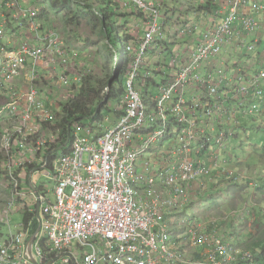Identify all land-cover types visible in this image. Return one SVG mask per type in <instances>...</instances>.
I'll return each mask as SVG.
<instances>
[{
	"label": "built area",
	"instance_id": "1",
	"mask_svg": "<svg viewBox=\"0 0 264 264\" xmlns=\"http://www.w3.org/2000/svg\"><path fill=\"white\" fill-rule=\"evenodd\" d=\"M1 1L4 2L5 0ZM262 1L264 2V0H232V10L229 11V16L225 21L217 26L205 29L201 40L188 39L187 42L194 43L192 51L189 52V58L184 59L190 64L189 71L208 58L216 56L218 49H213L214 36L221 38L220 49L231 45L232 36H236L240 40V46L242 41H244L243 48H246L248 52L255 50L256 46L254 43H257V41L254 40V43H246L247 39L245 36L248 38L259 33V24L254 17L264 12V3H261ZM132 5V7L141 12L140 6L134 1ZM247 10L252 15L238 14L241 11ZM24 11L27 16L32 17L33 24L35 25V28L32 31L30 30L32 38L34 37L31 40H36L35 33L39 34V31H42L43 35L47 32L46 36H48L49 31L45 30L41 19H39L41 12L30 11L28 9H24ZM161 18H158V20H161ZM232 18H235L234 20L237 22L238 27L232 28ZM240 20H246L247 22L246 24H242L239 22ZM22 26L19 27L22 28ZM7 29H10V27L2 24L0 26V34H5L4 31ZM196 29L197 31L199 30V28ZM191 31L189 30V32ZM146 32L149 34H146ZM181 32H186V30H182ZM9 34H5V36L10 40L12 45L7 44L8 46L0 47V56L3 62L5 58L14 59L8 68L12 71L18 70L17 75L21 74V77L17 87L13 86L14 88L11 90L8 87L2 92L5 95L9 94L8 99L10 100H6L0 104V121L11 119L12 124L16 125L19 123V127L14 133L21 132L22 135H25L30 133L35 128L34 124L40 119H44V117L39 108L40 104L38 101L41 99H38V90L31 86H23L28 80L29 71L22 70V65H25L27 61L30 42L26 41L19 46H15L17 42L14 43L13 39H16L17 34L15 35L12 32ZM195 34L189 36H194ZM5 36L0 35V38H5ZM152 37L151 27L147 23L142 41L138 42L135 47L132 46L131 50H129L131 54H137V64H139L140 55L142 53L148 54L149 49L153 48L147 47ZM49 38L54 39L55 35H51ZM32 43L39 45L43 49V46L40 44L41 42ZM199 45L203 47L204 51L195 56L193 52ZM56 52L60 51L56 49ZM263 70L264 68L257 69L255 74L250 75L252 79L249 82L252 86L259 85V82L264 80V76L253 78ZM236 71H238L236 72L238 74L243 70L238 68ZM136 76L137 73L134 70L132 77L135 78ZM59 79L66 83L77 82L76 78L71 79L65 76H60ZM214 79L217 81L213 83L209 90H206V87ZM128 83L132 85L131 82ZM193 85L200 87L193 90ZM222 88L225 89V94ZM187 89L194 91L185 107L187 111H190V115L182 112L178 115V119L173 122L182 126H187L188 122H192L189 132H198L200 138L204 136L202 132L204 128L212 129L214 120H216L213 116L217 112H223L226 103L240 101V92L232 90V77L229 78L225 70L221 68L214 74L210 82L207 83V78L205 77L191 84ZM196 90H199V93ZM228 91L231 92V95L228 94ZM133 93L136 94L135 90H133ZM159 104L162 105V102L160 101ZM126 111H143L144 113L139 117L133 118L130 124L120 121L115 128H119V126L122 128L115 133H112V130L115 128L106 131V127H104L105 132L101 133L100 137L109 134L107 139L101 138L95 144L82 138L90 148H102L100 151L88 153L89 159L87 161H85L84 156L77 157L80 152V142L73 138L68 140V143L70 142L71 144V149L68 150L70 155L61 159L59 163H62V165L56 166L57 171H54V181L56 182L55 201L58 200V204L55 207H48L49 204H53L55 201L49 203L45 196L35 197L37 202L45 204L41 213V232L36 237V244L29 248L26 244L27 235L8 233L4 239L0 240V264H46V261H51V258L44 253H50L52 256L63 253L61 255L62 258L65 253V256L69 257L72 251L69 249L70 246L73 247L75 242L83 247L92 246L91 242L93 240L90 239L99 233L104 234L106 237L102 239L106 248L102 250L92 246L93 252L82 256L80 259L86 258V264H97L98 262H102L103 264H261L258 261L256 262L257 258L255 255L248 251L235 252L232 243L220 237L214 230L215 220L208 222V226L210 225L213 229L204 224L201 227L197 224L194 227H189L185 233L183 231L182 234L175 235L167 221V216L171 213V208L176 204L172 205L171 201L163 200L158 193L151 195L148 191L143 190L144 193L140 194L139 190L133 189V186L140 184H149L154 186L158 191L165 187L172 188L173 192L183 189L180 186L179 180L182 181V179L187 178V176H181L186 171L191 170V165L188 163L191 160H185L184 158L178 162V173L174 171L172 173L169 170L168 175H162L161 179L157 178L155 174L166 162H156L153 167L140 163L141 159L151 152V148L155 145L157 139L150 143L140 142L137 132L144 124L150 122L152 118L155 119L154 122L156 123L158 117L147 115V108L143 104L137 103V100L131 98H129ZM202 117H204V120H201ZM210 117H212V121L208 119ZM183 118L187 120L184 121ZM201 124H205V127L199 129ZM47 129L51 132L53 131L51 123ZM14 133L12 131L9 136L4 137L3 146L7 157L8 176L11 177L13 174L19 172L21 167L27 162L28 156H35V152L47 149L48 146L45 145L46 142H42L39 139L37 142H33L32 145L25 144L10 148L8 146L15 135ZM47 135L49 138L46 136L44 139L49 140L50 147L57 144L61 145V139L55 138L52 140L50 134ZM199 137L197 143H200ZM216 140L218 139L216 138L211 143L214 144ZM185 141L188 140H180L179 142L185 143ZM144 144L148 146V149L143 153H139L138 150ZM114 147L119 148L123 152L122 154L127 158L128 162L131 160L136 161L141 173H147L146 178L139 179V182L133 181L131 189L128 192L122 187L123 185H120L118 188L113 187L116 184L115 179L121 175V172L111 174L113 168L107 170L113 164H119L118 155H104L105 148L112 149ZM219 148L224 149L225 145L220 144ZM174 149L175 147L172 146L171 151ZM25 151H29V153H25ZM73 151H75L76 157H74ZM192 154L193 152H189L187 155ZM102 156H104L102 164L106 165L105 169L102 168V164L97 162L98 158ZM20 158L21 160L18 163ZM28 162L32 163V161ZM138 175L135 170L132 178L135 179ZM178 175L179 177L177 178ZM16 179L19 180L18 177ZM19 183L16 182L14 184L13 191H16V193L12 194L10 201L4 209V214L5 211L12 210L17 202ZM67 188H70L71 191L66 192ZM184 197H187V195L180 194L181 199ZM119 210L120 213H116ZM45 214L47 215L46 217ZM6 217L9 221V215L0 216L1 222L5 226H7L4 222ZM181 236H183L182 242L179 241ZM43 244H46V248ZM185 247L194 250V254L191 256L186 255L184 252ZM197 250H202V253L197 254ZM102 251H105L107 254H104ZM93 254L96 256H90ZM80 260L77 262H80Z\"/></svg>",
	"mask_w": 264,
	"mask_h": 264
},
{
	"label": "bare ground",
	"instance_id": "2",
	"mask_svg": "<svg viewBox=\"0 0 264 264\" xmlns=\"http://www.w3.org/2000/svg\"><path fill=\"white\" fill-rule=\"evenodd\" d=\"M135 2L137 5L140 6L141 13L139 15V22L148 23L151 27V32L153 34V37L151 41L148 43L147 47H153L149 49L148 54L152 52H155L156 49L161 51V53L166 52L169 54V64L166 65L168 67H162L161 70L153 71L152 68H146L145 67V60L148 54L142 53L140 55L139 64L136 63L137 54H131L129 50H131V47H135L138 42L142 41V36H135V44L132 45L128 43L126 45V51L129 56V63H128V73L126 74L124 78V88H125V99L127 98V104L129 101V98L137 100V103L143 104L147 108V115L149 116H157L158 120L155 123L154 118L150 120V122H147L144 124L139 131L137 132V137H139V141L143 143H150L152 141H156L155 145L152 146L151 152L147 154L146 156L150 155L154 151L158 150L159 145H165L168 144L166 152L157 158L154 161H150V164H155L156 162L164 161L166 162V165H162L161 168L157 171L155 174L157 178L161 179L162 175H168L169 170L173 173H178L179 166H177L178 162L182 161L184 158L185 160H191L189 161V165H191V170L186 171L181 177L187 176L186 179H182V181L179 180L180 186L183 189H179L178 191L173 192L172 188H163L162 190L158 191L154 188V186H151L149 184L145 185H135L133 186V189L139 190L140 194L144 193L143 190L148 191L153 195L154 193H158L163 200L171 201V204L174 205L178 203V201L181 200L180 194L188 195V191L190 192V186L196 182L197 179L201 177H223L224 180L228 179L229 182L232 181V178H230V172L227 168L229 162L228 159L224 162H219L221 158L226 156V146L228 144V141L230 139L236 138V132L237 130L241 129V122L244 118H251V116H263L264 117V80L262 84L260 85H253L250 84V75L255 74V71L257 69L263 68L261 64L257 61V64L252 62V65L250 66V71H240L238 74H236L234 77H232V90L240 92L239 93V99L241 101H245L243 108L239 109L238 112H242L243 116H232V113L230 114L229 109L225 108L223 112L220 114H216L213 116L214 119L219 123L218 127L214 130H210L208 128H204L205 124H201L199 129H202V132L204 133V136L200 138L198 136V132H189L192 122H188L187 126L179 125L178 123L173 122L174 120L178 119V115L182 112H186L190 115V111H187L185 107L187 106V103L189 102L192 94L194 91L187 89L191 84L202 80L203 78H207V83L210 82L214 76V74L220 70V65H222L225 60V56L221 55L222 51L225 47L220 49V43L221 38L219 36L213 37V49H218L215 57H210L206 61H203L202 63L195 66L191 71L190 64L187 63L186 60L189 58V52L192 51L194 47L193 42H187L188 39H199L203 37V32L205 29L212 28L214 26H217L221 24L225 19L229 16V11L232 10V0H200L202 4L209 7V10H203L199 13L203 15L204 20L201 22H191L190 20H186L185 23L179 27L178 30H176L175 33H171L167 31V25L171 26L170 22L169 24L166 23V17L161 11V1L158 0H116L120 6V9L123 10H131L133 5L132 2ZM207 1V2H205ZM34 3L33 0H5L4 2H0V9L4 12L0 19L2 21L3 25H6L10 27V29L5 30L6 34H9L12 29H14L16 26L25 25L23 28L27 27L26 23H29L32 20L31 16H27L24 9H28L30 11H36L41 12L43 14L42 10L39 7H32V4ZM160 4V5H159ZM123 12V11H122ZM239 15H252L251 12L247 11H241L238 13ZM161 18V20H158V18ZM235 18H232L231 26L232 28L238 27L237 22L234 20ZM242 24H246V20H240L239 21ZM32 23L33 20H32ZM21 28V30H24ZM166 28V29H165ZM196 28H199L197 31ZM146 28L143 29L145 32ZM182 30H186V32H181ZM189 30H192L189 32ZM203 30V32H202ZM51 32H57V31H50ZM196 33V34H195ZM36 34V33H35ZM146 34H149L146 32ZM195 34L194 36H189ZM2 35V33L0 34ZM47 35V32L44 33L42 36H36V40H31L32 35L29 37L28 35H21L19 33L16 36V39H13V42H17V45L19 46L22 43H25L26 41L30 42L28 51L29 55L27 57V61L25 65H22V70L29 71L28 72V80L23 84L24 87H33L37 89L42 83V81L45 80L48 72H53L58 74L60 72V76L65 77H71L76 78L77 82L69 83L75 85H78L81 87L84 80L90 76L93 72L90 68H87L88 65L80 66L79 64V54L76 53L74 48L70 49L69 46L64 43L62 44L63 49L67 48L65 52L60 55L57 54L55 51V43L53 38H47L46 43H40L44 41V36ZM177 41L179 43L180 48L184 47L186 50L184 51V55L181 56L179 53V47L177 45ZM239 38L236 36H232V45L239 42ZM4 42H10L9 39L5 36V38H0V47L2 46H8L2 45L1 43ZM32 42H39L41 46H43V49L40 48L39 45L32 43ZM112 44V43H111ZM130 44V45H129ZM129 46V47H128ZM264 47H259L256 49V53L260 55L262 52V49ZM47 49V52H46ZM204 51L203 47L201 45L197 46L193 52V55L198 56ZM254 51V52H255ZM115 53V52H113ZM117 54L116 55V63L115 68L117 66ZM61 57H63V60L61 61ZM232 58V57H230ZM14 59H7L5 58L4 62L3 59L0 56V88L4 85L9 89H13L14 87L12 84L17 83V71H12L8 67L10 66L11 62ZM264 61V59H263ZM167 69V72L164 71V69ZM134 70H136L137 76L135 78L132 77V74L134 73ZM238 72V71H233ZM112 73V72H111ZM257 76H264V70L256 74L253 78ZM217 80H213L210 85L206 87V90H209L214 82ZM261 81V82H262ZM128 82H131L129 84ZM55 83L60 84H66L63 80H55ZM113 83V80H111L108 88L111 87ZM206 83V82H205ZM256 86V87H254ZM54 87V86H53ZM156 88L158 90V93L156 96L150 94V88ZM198 85H193V90L199 88ZM222 87V85H221ZM119 89V88H118ZM223 89V88H222ZM34 90V89H33ZM63 87H59L58 92H62L63 96L66 92L64 91ZM133 90H135L136 94L133 93ZM145 90V93H142V91ZM152 92V91H151ZM196 92L199 93V90H196ZM223 92L225 94V89H223ZM51 94V92H50ZM228 94L231 95V92L228 91ZM66 95V94H65ZM9 94L7 96L3 95L0 92V104L5 102L6 100H10ZM202 98V97H200ZM49 100V103L52 104V106L56 107L57 105L61 107L60 102H57L58 99ZM162 102V105L159 104V102ZM220 103V101H218ZM44 106L47 104L45 101H43ZM62 108V107H61ZM127 105L125 110L122 111H114L113 113H109L108 118L105 119L103 116L97 121L96 123L92 124L91 126H88L84 128L83 130L79 129L78 126H75L74 139L78 140L80 142L79 148L80 152L77 155V157L84 156L85 161L89 159L88 153L92 151H100L102 148H90L83 139H87L90 143H97L99 139L104 138L107 139L106 136L100 137L101 133L115 128L118 123L124 122L130 124L133 118L141 116L144 112L143 111H126ZM45 111H51L49 107L44 108ZM100 108H98L97 112L95 113V116L100 114L102 115V112H100ZM250 112L252 114H250ZM111 114L114 115V118L111 117ZM58 114L54 111L53 115L50 118L49 123L53 120V117H56ZM240 117V118H238ZM253 119V118H252ZM184 121L187 119L183 118ZM7 119H3L1 122H6ZM254 122L256 120H253ZM46 123V122H45ZM48 123V125H49ZM261 125L263 126V121L261 122ZM119 128H115L112 130V133L117 132ZM45 130V129H44ZM77 130H81V134L79 135L77 133ZM242 130V129H241ZM12 133V130L9 129L4 134L5 136H9ZM216 133V134H215ZM238 133V132H237ZM221 134V136H219ZM50 137L53 139L58 138L61 139V136L57 133H53V131L50 133ZM198 137L200 138V143H197ZM14 138V139H13ZM11 143L8 147L15 148L19 147L21 145H32L33 142H37L39 139L34 136L29 140H18L17 137H13ZM83 138V139H82ZM216 142L212 144L215 139ZM5 139V138H4ZM62 140V139H61ZM180 140H188L185 141V143L179 142ZM238 140V139H237ZM198 141V142H199ZM221 141V143H220ZM4 142V140H3ZM62 142V141H61ZM64 143V142H62ZM61 143V144H62ZM224 144L225 148L224 151L221 153L219 151V145ZM192 145V146H191ZM60 145L57 144L55 146H51L48 149L40 150L38 152H35V156H28L27 162L21 167L19 172L17 174H13L12 177L8 176V188L11 190L9 191L10 195L16 191L14 190V184L19 183V188L17 189V195L18 199L14 206V208L18 205L20 199H27L29 198H35L37 196H45L47 197L49 203H53L55 201V190H56V182L54 181L55 173L54 171H57L56 166H61L62 163H59L61 159H63L66 156H69L68 154H63L62 150L69 147L71 149V144L67 143L64 147H59ZM74 147V145L72 144ZM172 146L175 147L173 151H171ZM59 149L61 151V154L59 157H55L56 151ZM148 149V146L144 144L143 147H141L138 151L139 153H143L145 150ZM36 150V149H35ZM160 150V149H159ZM222 150V149H220ZM217 151V152H216ZM5 152V150H4ZM121 152V153H120ZM189 152H193V155H187ZM215 152V153H214ZM25 153H29V151H25ZM24 153V154H25ZM74 157H76L75 151H73ZM108 153V154H107ZM123 152L120 151L119 148L114 147L112 149L105 148V153L107 156H119V164H113V166L108 167L107 170L112 169V173L115 172H121V175L117 177L116 184L113 186L114 188H118L120 185H123L124 189L128 192L131 189V185L133 181H138L139 179H144L147 177V173L143 172L141 173L140 167L137 165L136 161L134 162L131 160L130 162L127 161V158L123 156ZM201 155V156H200ZM144 156V158L146 157ZM221 156V157H220ZM103 157L98 158L97 162L100 164L103 163ZM53 158V159H51ZM21 158L19 159L18 163L20 162ZM218 160V161H217ZM32 161V163L28 162ZM141 163V162H140ZM104 164H102V168L105 169ZM60 170V168H58ZM49 170V171H48ZM135 170L139 174L137 178L133 179L132 176L135 173ZM48 171V173H46ZM26 172V177L23 178L22 173ZM45 173V176L51 181L52 187L49 186V190L46 191L43 186L41 188L36 184L34 181L35 176L38 174ZM216 174L217 176H213ZM18 177L19 180L16 178ZM179 175L177 176V178ZM24 183L31 185V191L25 193V190L23 188ZM206 187V186H205ZM71 189L67 188L66 192H70ZM31 192V195H29ZM52 194V197L50 198L49 194ZM177 193V194H176ZM29 195V196H28ZM174 197V198H171ZM11 199V198H10ZM10 201V200H9ZM76 202V201H75ZM162 202V201H161ZM165 204L164 202H162ZM58 204V200H56L53 204H49L48 207H55ZM181 206L183 204L178 203ZM188 205V204H187ZM7 206V205H6ZM4 207V209L6 208ZM45 206L44 203L38 202L33 204H26L25 208L30 210L31 212H40L42 213V209ZM13 208V209H14ZM24 208V206H23ZM40 208V210H39ZM120 208V207H119ZM11 212L10 210L5 211V216L8 215ZM116 213H120V210ZM23 215L28 216L29 213L26 211L23 213ZM47 215L45 214V217ZM10 219V217H9ZM28 219V218H27ZM38 218L33 217L29 218L27 220V223H30L32 221L37 220ZM110 229V228H108ZM6 231L9 234L13 235H27L26 236V244H30L31 240H36V237L38 234L36 232H31L30 229L26 228L25 224L20 225V228L18 227V233L14 234L12 229L7 226ZM30 236H33V238H29ZM106 237L104 234L99 233L97 236H93L90 240H93L91 242V245L94 248H99L104 250L105 243L102 239H105ZM32 242V245H35V242ZM77 243V242H76ZM78 247L83 249L89 248L91 249V252L88 253L86 251H83L81 256L91 254L93 252L92 246H86L83 247L80 244H78ZM43 246L46 248V244H43ZM251 248V247H250ZM69 249L72 250V247L70 246ZM104 254H107L105 251H102ZM194 253V252H193ZM46 256L51 258V261L47 260L46 264H54L59 258H56L58 255H63V253H59L57 255H51L50 253H44ZM60 258L63 260L64 264H86V258L83 260L78 259L76 253H71L69 257L65 256ZM90 256H96L95 254ZM88 256V257H90ZM98 257V256H97ZM68 260V262H66ZM80 262H77L79 261ZM97 264H103L102 262H98Z\"/></svg>",
	"mask_w": 264,
	"mask_h": 264
},
{
	"label": "rangeland",
	"instance_id": "3",
	"mask_svg": "<svg viewBox=\"0 0 264 264\" xmlns=\"http://www.w3.org/2000/svg\"><path fill=\"white\" fill-rule=\"evenodd\" d=\"M33 1L34 3L32 4V7H39L43 11V16L39 19H44L48 22V24L52 27L50 31H57L49 33L48 36H44V41L41 43L47 44L46 39L49 38L51 35H55V51L56 49L60 51L56 53L62 55L65 52L67 48L63 49L62 47H60L64 43H66L70 49L74 48L75 52H78L79 54L80 66L88 65L87 68H90L92 70V78L94 79H98L100 77L105 76L106 68H112L113 74L111 80L113 79V82H115V87L117 88V91H119L120 88L118 87V84L121 83L118 81V78L116 79L118 84L115 80L117 76L121 75V73L118 72L120 64V46L117 40V32L120 33L121 37L123 36V31L130 32L133 38H135V36H141L143 28L147 26V23L139 22L138 19L140 17L137 16L136 18H133L131 14L132 12H139V10L131 9L128 11H123L122 9H120L119 4L115 2L116 0H112L113 2L107 0H83L84 3L92 4L95 7V9L93 8V10L91 11L95 12V15L99 14V9H108L110 14H120L112 17L114 28L110 30L112 45L116 50L115 53H118L117 66L115 68V53L112 52V66L108 64V61H106V58L110 53L109 49L111 51V48L108 43V39L103 36L101 32L102 24L104 25L105 23L100 24L98 21L93 22L91 18H88L85 15L86 11L83 8L78 9L77 15L74 13H70V11L68 10H66L67 12L60 13L57 12L58 10H50L52 8H58L55 4L58 2V0ZM161 3L163 4V6L161 7V11L166 17V23L169 24L170 22H172L171 26L167 25V31L171 32L172 34L175 33L176 30H178L179 27H181V25L185 23L186 20H190L191 22L197 23L204 20L203 15L197 12L198 8L202 4L200 0H171L168 2H164L161 0ZM182 5L183 10L177 12L176 10L181 9L180 7ZM3 13L4 12L0 9V17ZM126 14L128 16H124ZM254 18L259 24L258 31L264 32V12L257 14ZM26 25L27 27L25 28H23L25 25L22 26L24 30H21V35H28L30 37L32 35L31 31L35 28V25L32 23V20L29 23H26ZM0 26H2L1 19ZM39 32V34L36 33V36H43V32ZM4 33L6 34V32ZM5 34L2 33L3 36H5ZM134 42L135 41H133L131 44L134 45ZM1 44L6 45L5 43ZM7 44L11 45V42ZM177 45L178 47L181 46L179 45L178 41ZM106 46H108V48ZM231 49L232 53L229 52ZM185 50L186 49L184 47L179 49V53L181 56L184 55ZM263 53L264 48L262 49L260 55H258L257 53H255L254 55H250L246 49L240 48L235 44H231L229 46H226L222 51L221 55L225 56L227 60H225L222 65H220V68L225 70L226 75L229 78L234 77L236 75V72L233 71H236L238 68L242 69L243 71H250V66L252 65V62L251 60H249V55L250 58L254 61V63L257 64L258 61L264 68ZM168 56L169 54L164 51L163 53H161V51H159L158 49H156L155 52H152L151 50V53L148 54L146 57L145 67L152 68L153 71L161 70V68L164 66L168 67L166 66L169 64L170 60ZM228 56L232 57V59H229ZM62 60L63 57H61V61ZM164 71L167 72V69L165 68ZM126 72L128 73V70H126ZM20 77L21 74L17 75V80H15L17 81V83L12 84V86H18ZM90 81L92 82V80ZM98 81L99 80H95L96 84H98ZM122 81L124 84V80ZM43 82L44 81L40 83L39 88H37V90L39 92L38 99H41L38 101V103L40 104L39 108L44 119L42 118L37 121V123L34 124L35 128L32 129L30 133H27L25 135H22L21 132L14 133V131L19 127V123L14 125L12 124L11 119V121L8 120L6 122L0 123V208L5 207L11 198V195L9 193L11 189L8 188L7 181V157L3 149L4 134L7 132V130L11 129L15 134L14 137H17L18 140H29L32 137L36 136L38 139L42 140V142H46L45 145H48V149L50 147L49 140L44 138L46 136L48 137L47 134L51 133V131L47 129L50 118L53 115L54 111L58 114L56 117H53V120L50 123L53 127V133L61 135L57 122L58 119L62 117V108L58 105L56 107L52 106V104L49 103L48 98L50 100L58 99L57 102H60V105L68 103L73 97H75V95L82 93L81 90L78 91V89L80 88V86L78 85H75L74 87L73 84L69 85V83H66L62 85L60 83L58 84L54 82L52 85H50V87H46L44 84H47V82ZM59 87H63V89H65L64 91L66 92V95L64 94L63 96H61L62 92H58ZM6 89L7 87L4 85L0 88V92L2 93ZM142 93H145V90H143ZM157 93L158 90L156 88H150L151 95L156 96ZM5 96H7V94ZM108 98V110H118L124 112L123 110H125L127 105V98L125 99V89L124 93L121 96V98L123 99L122 102L119 103L114 99L108 100ZM43 101H45V103L47 104L46 106H44ZM46 107H49L51 111H44L43 109ZM227 109H229L230 114L232 113V116L234 115L237 117L244 115L242 112H238L239 108L235 106L233 102ZM108 110L104 109L102 111V116L105 119H107L108 115H110ZM220 113L221 112H217V114ZM111 117L114 118V115L111 114ZM208 119L212 121V117ZM201 120H204V117H202ZM253 120L256 121L254 122ZM262 121L264 123V117L260 115H257L256 117L251 116L250 119H242V130H237V137L228 141V144L226 146L227 154L226 156L221 158L219 162H224L228 159L229 164L227 168H230L232 172L230 173V178H232L231 182H229L227 179L224 180V175L220 178L219 176L213 178L201 177L197 179L196 182H194L195 185H193V187L192 185L189 187L190 192L188 191V196L178 201V203H184V205L181 206L180 204L176 203V205L171 208V212L174 215H171V217L170 214H168L167 217H170L168 221L173 228L177 226L175 230L176 235L182 234L183 231L185 233L189 227H194L197 224L200 227L204 224L205 226L212 228L210 225L208 226V222L215 220L216 223L214 230L220 237L232 243L235 248V252L248 251L254 255H257L256 245L264 242V192L253 191L249 186V188L245 186V182H241V180H243L242 178L244 177L242 174L245 175V170H243L241 166H244V164L248 161L252 165L258 164V162H254L257 160V153L262 152L264 150V125H261ZM83 124L85 126H88L91 124V122L88 120L84 121ZM218 125L219 123H213L215 129L218 127ZM78 128H80L81 130L84 129L80 126H78ZM70 129L71 127H69V135H71ZM81 130H77V133L79 135L82 132ZM66 142L62 143L59 147H64ZM167 146L168 144L162 146L159 145L158 150L141 159V164L145 166L151 165L153 167L154 164H150V161H154L160 156H162L166 152ZM59 149L60 148H58V150L56 151L55 157L60 156L61 151H59ZM218 150L221 151V153L223 152L220 149ZM48 171L46 173H48ZM236 173H238L237 177L239 178V181L238 185H233V178ZM246 177L247 176L244 177V181ZM254 178H256L255 175ZM34 181L38 186H43L46 191L49 190V186L52 187V183L45 176V173L38 174L37 176H35ZM32 200L33 202H31V204H33L34 202L38 203L34 197L32 198ZM3 211L4 210L0 212V216L5 215ZM26 211L29 213L28 216L22 215L19 212L12 214L9 221L6 217V220L4 221L5 224L12 229L14 234L18 233V227L20 228V225L22 224H25L26 228L30 229L31 232H36L37 234H39L41 232L42 214H40V212H31L27 208L25 209V212ZM33 217H36L38 219L27 223V220ZM7 226L3 225L0 219V240L4 239L8 235V232L6 231ZM29 238L32 239L33 236H30ZM179 241H183V236L180 237ZM34 242H36V240ZM31 246L33 245L28 244L29 248ZM83 251L90 253L91 249L86 248L82 250L78 247L76 242L73 244L71 253H76L78 259L82 258L81 255ZM184 252L188 256L194 254V250L190 249L189 247H185ZM196 253H202V250H197ZM56 258H59V260H57L54 264H64L63 260L60 259L62 258L61 255L56 256Z\"/></svg>",
	"mask_w": 264,
	"mask_h": 264
},
{
	"label": "trees",
	"instance_id": "4",
	"mask_svg": "<svg viewBox=\"0 0 264 264\" xmlns=\"http://www.w3.org/2000/svg\"><path fill=\"white\" fill-rule=\"evenodd\" d=\"M55 4L58 8H52L50 10L52 11L58 10L57 12L59 13L67 12L66 10H68L70 11V13H74L77 15L78 9L83 8L86 11L85 15L88 18H91L93 22L98 21L100 24L105 23L104 25L102 24V30H101L102 35L111 40L110 30L114 28L112 17L120 15V14H110L108 9H99L98 10L99 14L95 15V12H91L93 8L95 9V7L92 4L84 3L83 0H58V2ZM104 5H107V4H104ZM161 5L163 6L162 3ZM207 5L208 4L206 5L201 4L197 12L199 13L205 9L209 10V7ZM123 11H128V10H123ZM140 13L141 12H132L131 14L133 18H136L137 16L140 15ZM124 16H128V15L126 14ZM122 33H123V36L121 37L120 33L117 32V40L120 46V52H119V63L120 64H119L118 72L121 73V75L115 78V80L118 78V81L121 83V84H118L116 80V83L119 85L118 87L120 88V90L117 91V88L115 87V82H113V85L112 87H110L109 92H108L109 84L111 82V78L113 74L112 68H106L105 76L100 77L98 79L92 78L93 77L92 74L88 76L84 80L81 87L78 89V91L81 90L82 93L75 95V97H73L65 105H61L62 117L58 119L57 124L61 132V135L60 134L59 135L61 136L62 142H66L70 138L74 139V136H75L74 128L76 125L80 126L81 128H86L96 123L97 121H99L102 115L100 116V114H98L95 116V113L97 112L98 108H100V110L102 111L104 109H107V110L109 109V106L107 104L108 97H109L108 100L114 99L118 101L119 103L122 102L123 99L121 98V96L124 93V89H125L122 80H124L127 74L126 70H127L128 63H129V56L126 51V45L130 43L131 41L132 42L135 41V38H133L129 34L128 31H125V32L123 31ZM106 47L108 48V46ZM109 52L110 53L108 54L106 61H108V64L111 65L113 62V54H112V51H110V49H109ZM90 80H92V82ZM95 80H99L98 84H96ZM260 84H262V82H259V85ZM108 112L113 113L114 110L113 111L108 110ZM88 120L91 122V124L88 126H85L83 122L88 121ZM69 127H71L70 129L71 135H69ZM69 149L70 148L67 147L66 149L62 150V153L68 154ZM254 162L255 163L258 162V164L252 165L248 161L244 164V166H241V168L245 170V175L244 174L242 175L244 177L247 176L245 181L243 177L242 178L243 180H241V182H245L246 183L245 186L247 188L250 187L253 191H263L264 192V150L262 152L257 153V160ZM237 174L238 173H236V175L233 178V182H234L233 185H238L239 178L237 177ZM254 175L256 176V178H254ZM213 176H217V175L214 174ZM256 247H257V250H256L257 253L263 260L264 259V242L257 244Z\"/></svg>",
	"mask_w": 264,
	"mask_h": 264
},
{
	"label": "clouds",
	"instance_id": "5",
	"mask_svg": "<svg viewBox=\"0 0 264 264\" xmlns=\"http://www.w3.org/2000/svg\"><path fill=\"white\" fill-rule=\"evenodd\" d=\"M107 1H110V2H113L112 0H107ZM261 3H264L263 1L261 2ZM133 9H136V8H133ZM137 10V9H136ZM140 12V11H139ZM43 16V14H41V17ZM40 17V18H41ZM41 22H42V24L44 25V28H45V30H50V29H52V27L48 24V22L46 21V20H44V19H41ZM146 28V27H145ZM144 29V28H143ZM12 33H14L15 35L17 34H19V33H21V28L19 27V26H16L14 29H12V31H11ZM129 34L131 35V33L129 32ZM7 35H10V34H7ZM144 35V31L142 32V34H141V36H143ZM108 39V38H107ZM254 43V39H247V41H246V43ZM108 43H109V45H110V48H111V51L112 52H115L116 50H115V48H114V46L112 45V44H110V43H112V41L110 40V39H108ZM17 44V43H16ZM255 44V46H256V48H255V50L256 49H258L260 46H258V44L259 43H254ZM12 45V44H11ZM262 47V46H261ZM240 48H243V47H241L240 46ZM243 49H246V48H243ZM247 50V49H246ZM255 50H253V51H251V52H249V54L251 55V54H255L256 53V51ZM255 51V52H254ZM230 52V51H229ZM230 53H232V52H230ZM249 55V56H250ZM230 59H232V58H230ZM59 78H60V72L58 73V74H56V73H53V72H48V74H47V78H45V80H44V82H47V84H44L45 86H47V87H50V85H52L54 82H55V80L57 81V80H59ZM71 78V77H70ZM71 79H73V78H71ZM233 102V104H235V106H237L239 109H241V108H243V106H244V103H245V101H237L236 103L234 102V101H232ZM232 102L231 103H226L224 106H225V108H229L230 107V104H232ZM250 114H252L251 112H250ZM214 123H217L218 124V122L216 121V120H214ZM215 128H214V126L212 127V129L211 130H214ZM216 134V133H215ZM222 151H224V149H222ZM217 152V151H216ZM215 153V152H214ZM193 155V154H192ZM218 161V160H217ZM188 196V195H187ZM183 205H184V203H183ZM173 216L174 214L171 212L170 213V216ZM171 216V217H172ZM170 218V217H169ZM169 218L167 219V221L169 220ZM168 223H169V221H168ZM170 224V223H169ZM174 225V224H173ZM178 225V224H177ZM170 226H171V224H170ZM177 227V226H176ZM176 227L175 228H173L172 226H171V229H172V232L176 235V232H175V230H176ZM255 257L257 258V260H256V262L258 261V263H261V264H263L264 263V259L262 260L261 259V257L259 256V254L257 253V255H255Z\"/></svg>",
	"mask_w": 264,
	"mask_h": 264
},
{
	"label": "crops",
	"instance_id": "6",
	"mask_svg": "<svg viewBox=\"0 0 264 264\" xmlns=\"http://www.w3.org/2000/svg\"><path fill=\"white\" fill-rule=\"evenodd\" d=\"M158 1H161V0H158ZM162 1H164V2H168V1H171V0H162ZM181 9H177L176 11L178 12V11H182L183 10V5L180 7ZM245 38L246 39H254V40H256L257 41V43H259L258 44V46H262V47H264V32H259V33H257L256 35H253V36H249L248 38H247V36H245ZM5 44H7V43H9V42H4ZM256 43V44H257ZM232 44V43H231ZM244 41H242V44H241V46L243 47L244 46ZM235 45L236 46H238V47H240V41L239 42H237V43H235ZM230 52H232V49L230 50ZM228 58L230 59V56H228ZM249 60H251V62H253V60L250 58V56H249ZM229 171L231 172V170H230V168H229ZM22 175H23V178H25L26 177V172H23L22 173ZM228 180V179H227ZM193 185H195L194 183L192 184V187H193ZM40 188H41V186H39ZM23 188H24V190H25V193H26V191L27 192H29V191H31V185L29 186V184L27 185V183H24V185H23ZM29 195H31V192H30V194ZM28 195V196H29ZM49 196H50V198L52 197V194L50 193L49 194ZM31 202H33V200H32V198H27V199H20V201H19V203H18V205L14 208V209H12L11 210V212L8 214L9 215V217L11 218V216H12V214H14V213H21L22 215H23V213L25 212V205L26 204H31ZM23 206H24V208H23ZM2 210H4V207H1L0 208V212L2 211ZM4 212V211H3Z\"/></svg>",
	"mask_w": 264,
	"mask_h": 264
},
{
	"label": "water",
	"instance_id": "7",
	"mask_svg": "<svg viewBox=\"0 0 264 264\" xmlns=\"http://www.w3.org/2000/svg\"><path fill=\"white\" fill-rule=\"evenodd\" d=\"M67 143H68V141L65 143V145H66ZM33 241H34V240L32 239L30 244H33V243H32Z\"/></svg>",
	"mask_w": 264,
	"mask_h": 264
}]
</instances>
